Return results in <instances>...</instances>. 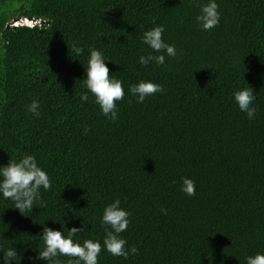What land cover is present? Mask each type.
I'll return each mask as SVG.
<instances>
[{"label":"trees","instance_id":"obj_1","mask_svg":"<svg viewBox=\"0 0 264 264\" xmlns=\"http://www.w3.org/2000/svg\"><path fill=\"white\" fill-rule=\"evenodd\" d=\"M206 2L0 0V164L34 154L52 182L23 214L0 197V254L16 249L12 264H47L37 258L43 224L84 222L75 239L102 241L115 199L138 254L102 251L98 264H246L264 252V0H217L210 31L196 22ZM22 18L32 25H13ZM157 25L178 55L142 67L152 51L143 32ZM90 48L126 86L151 80L164 91L143 103L126 91L107 119L90 93L80 100ZM248 85L252 120L233 99ZM33 100L38 115L27 111ZM185 177L194 196L180 190Z\"/></svg>","mask_w":264,"mask_h":264},{"label":"clouds","instance_id":"obj_2","mask_svg":"<svg viewBox=\"0 0 264 264\" xmlns=\"http://www.w3.org/2000/svg\"><path fill=\"white\" fill-rule=\"evenodd\" d=\"M220 12L217 0H207L200 5L199 14L196 16L198 26L204 31H210L220 23ZM32 25L30 19L22 18L13 21V25ZM165 28L157 25L143 32L141 42L152 51L147 55H140L137 63L147 67L150 63L165 65L167 58H176L178 53L174 44H169L164 39ZM75 54L79 56L83 49L75 47ZM152 53H157L153 55ZM106 62H112L104 53L97 48H90L82 79L86 92L80 95L82 102L89 101V93L95 98L94 103L99 106L100 112L107 119L115 122L118 119V102L125 97L126 91L135 97L137 103H143L145 99L156 93L163 92L161 84L151 80H141L136 84L125 85L122 79H118L115 73L110 74ZM113 63V62H112ZM233 99L239 110L244 112L248 119L255 118L256 108L253 106L256 94L248 87L237 89L233 93ZM39 101L33 100L27 111L38 115ZM85 134L88 129H85ZM52 186L49 174L43 169L34 154H24L19 159L10 157L7 165L0 164V197L14 203V208L22 214L25 210L32 211L34 204L41 200V189L48 191ZM180 190L187 196L196 193L195 181L191 178H182ZM162 211H164L162 209ZM130 213L121 206L119 199L108 204L100 219L101 227L105 228V234L101 240L85 239L83 242L75 239L78 234L85 231L84 222L80 227H65L66 221L60 229H54L45 224L42 226V234L38 237L42 242V250L37 248L40 260L47 264H60L59 256H67L68 264H98V257L102 251L110 253L114 257H123L138 254L135 246H128V241L122 236L129 226ZM56 222V221H54ZM16 249L3 250L0 254V264H12L13 258L17 257ZM19 257V256H18ZM20 258V257H19ZM246 264H264V252H257L246 258Z\"/></svg>","mask_w":264,"mask_h":264},{"label":"built area","instance_id":"obj_3","mask_svg":"<svg viewBox=\"0 0 264 264\" xmlns=\"http://www.w3.org/2000/svg\"><path fill=\"white\" fill-rule=\"evenodd\" d=\"M31 21V20H30Z\"/></svg>","mask_w":264,"mask_h":264}]
</instances>
